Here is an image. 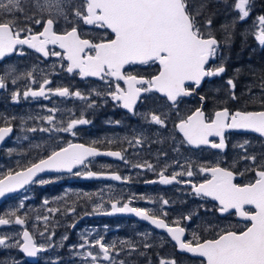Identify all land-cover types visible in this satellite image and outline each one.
<instances>
[{
  "label": "snow or ice",
  "instance_id": "obj_1",
  "mask_svg": "<svg viewBox=\"0 0 264 264\" xmlns=\"http://www.w3.org/2000/svg\"><path fill=\"white\" fill-rule=\"evenodd\" d=\"M22 3L23 0H0V61L13 54L24 55L23 46L45 58L56 57L62 62V68L66 64L64 70L68 74H78L82 79L96 77L108 84L103 93L93 90L95 95L110 97L133 115L136 114L135 109L141 98L151 93L160 94L166 100L169 110H178L183 98L193 95L206 78L220 76L226 71L223 63L225 58L220 53L221 42L212 30L213 17L207 15L201 18L207 9V0H201L198 6L193 4V0H36L39 16L25 15L24 19L20 20L19 15L24 13ZM225 4L236 13V18L230 24L221 26L227 34L224 40L227 44L231 38L230 30L234 29L236 23L245 22L251 16L254 0H232L231 5L225 0ZM44 13L48 14L47 17ZM5 16L10 18L5 19ZM61 19L67 25L63 30H59ZM36 26L42 30H35ZM88 26L100 34L86 38L88 34L81 29ZM253 28L251 34L258 44L264 47V14L256 17ZM218 58L221 63L216 64ZM136 65H156L158 70L149 75L126 71V66ZM9 74L6 72L0 75V89L7 88ZM20 78H13L11 83L15 85ZM23 78L37 85L35 88L29 86L23 91V97L26 99L75 97L91 100L88 108L96 106L91 93L85 96L81 91H71L66 86L53 88V81L47 75L39 83L31 71L24 74ZM121 81L126 87H121ZM227 85L230 89V99L236 100L234 79H228ZM260 87L261 91H264V84ZM20 95L19 90L14 91L12 99L18 100ZM200 99L203 102L205 97L201 96ZM46 111L49 114L40 119L49 127L31 128L29 131L67 133L75 137L78 126L90 123L83 113L80 118H73L75 114L72 110H68V120L57 123L56 115L61 110L51 107L46 108ZM144 116L147 122L167 128L169 114L162 109H153ZM173 128L181 137V146H209L223 151L227 147L225 134L229 130L258 134L264 139V110L231 111L225 106L212 113H206L201 106L182 117L177 115ZM12 132L11 122L0 125V142L5 141ZM172 139L175 144L176 137L173 136ZM143 142L142 136H136L129 144L140 146ZM249 144L250 141L245 140L234 146L243 151L229 167H222L220 162L214 166H197L191 161L181 164L179 160H175L172 165L165 164L160 168L158 181L148 182L188 185L194 196L212 198L218 202L219 213H234L245 222L242 227L228 225L214 229L211 238H205L192 231L189 239L186 235L188 225L184 222L191 221L193 214L182 215L170 221L166 210L170 201L163 198H160L159 209L130 206L132 200L145 199L144 197L132 196L126 202L109 200L111 212L105 214H135L155 228L165 230L177 251L191 254L199 259L200 264H264V153L259 156L249 154ZM176 151L178 152L179 148H176ZM99 155L118 158L134 169L156 171V165L151 162L133 164L126 159L122 151L109 150L101 153L95 146L67 142L65 146L56 145L45 156L38 157L29 165L9 170L0 176V197L30 184L52 183V180L39 175L46 172H66L85 178L107 177L115 181H130L131 177H122L115 172L92 171L90 158ZM161 156L167 159V153H161ZM239 164L245 165L243 170L237 166ZM173 166L179 171L166 174L169 167ZM75 169L83 171H74ZM197 173L210 178L195 184L191 178ZM249 174L251 179L247 182H235L237 176L244 177ZM185 176L189 179H182ZM148 202L157 201L149 199ZM48 203L45 199L44 204ZM23 207L22 200L17 210L0 216V227L12 224L26 225V217L22 218L17 214L19 208ZM103 207V201L94 204L93 212H99ZM60 211L59 208L48 209L50 215ZM66 212L75 214L76 208L68 206ZM36 219L44 221V232H48L49 216H37ZM70 227H75V224ZM44 232L39 235L43 236ZM54 235V232L49 235L46 247L44 243H38L33 233L24 227L22 233L0 234V247L16 248L27 257L34 258L53 246L51 240ZM89 236L90 233H83L80 242L72 245L75 254L83 258L82 264H126V261L116 259L124 250V245L128 246L129 251H139L140 247L147 250L152 247L146 242L147 234L141 246L132 241H120V248L116 242L107 243L103 236L92 239H89ZM67 239L66 234L61 237L62 241ZM140 255H145V252L140 251ZM159 264H178V261L175 257H159Z\"/></svg>",
  "mask_w": 264,
  "mask_h": 264
},
{
  "label": "flooded vegetation",
  "instance_id": "obj_2",
  "mask_svg": "<svg viewBox=\"0 0 264 264\" xmlns=\"http://www.w3.org/2000/svg\"><path fill=\"white\" fill-rule=\"evenodd\" d=\"M36 11L37 10L34 9L32 11V15L36 14ZM61 21L63 20L61 19ZM59 25H60L59 30H63L65 27H67V25L65 23L63 24L62 22H60ZM40 30L42 29L40 28ZM81 30L88 34L86 38H91L92 36H97L100 34L90 26L82 27ZM23 50H24V55H19L18 53L13 54L12 57L4 59L0 63V75L5 74L9 70V68H17L16 66H12V64H15L14 60H17L19 64L18 67H21V63L25 64V66H23V69L26 68V72L28 71L33 72L32 68L35 67L38 68L36 70L37 74L33 72L35 77L42 78L45 75H47L52 81L53 79L57 80V78L62 77V72L64 71V68H66V64L64 65V68H62L61 67L62 62L58 58L56 57L43 58L34 50L29 49L28 47L25 46H23ZM39 60L41 61V63H44L45 66H47L46 64L55 61L57 67L50 68L53 70H47V68H43L40 66L37 67L38 64H41ZM157 70H158V66L156 65L126 66V71L132 72L133 74L139 73L142 75H149V74H155ZM51 71H54L57 74L51 75L50 74ZM68 76L75 77L79 81L78 83L79 86L75 87V89L73 88V91L79 90L85 96H87V93L89 94L91 93L92 94L91 98L95 99L96 106L94 107V109L97 118H95L94 121H96L97 127L95 129H91V128L87 129V126H90V124L78 126V132L75 137L67 133L56 132L55 134H53L54 132H52L50 134L51 140L46 141L48 144L44 148H42V145H40L41 147L30 148L29 147L30 142L28 138L25 136V134L24 133L18 134L19 127L22 125L26 126V120H24V117L27 114V109L21 108L26 104L25 99L22 98V96H20L19 99L16 100L15 103H13L14 106L13 107L11 106V96H10L11 92L15 91V89H18L22 93L24 88L23 87L10 88V84H9L10 80L8 78L7 88L0 90V125H3L5 122H11L13 126V133L11 137L7 139L6 142L1 147L0 160H2L6 154L14 153L18 151L25 154L26 159H31V156L33 155L34 157L37 158L38 156L36 155H39V157H43L47 153H49L52 150V148L55 147L56 145L65 146L67 142L82 143L89 146H95L100 151H109V150L122 151V154L126 157V159L131 161L133 164L142 163L145 161L151 162L152 164L156 165V171H149L147 169H134L130 165H126L123 161L115 157L107 158L102 156H96L90 158L92 171L105 170L109 172H115L120 174L122 177H131L130 181L128 182L115 181L107 177H102L101 179L85 178L84 176H74L66 172H60L46 176H41L42 178L47 176H50L52 178L56 176H61L66 178L63 180L53 181L54 185L46 186L44 188L45 193L46 194L55 193V191L60 190L59 188L61 187L63 188L72 187L76 190L77 189L84 190L87 188L112 187L114 190V194L118 195V198H112L111 199L112 201L119 200L121 202H126L132 196L145 198V199L132 200L130 204L131 207L159 209L160 198L168 199L170 203L167 206L166 210L168 212V219L170 221L182 215H188L189 213H192L193 214L192 220L185 221L184 224L188 223L192 227H195V224L199 221L201 215L208 214L209 217L207 219L210 222L215 220L218 221L229 220L227 222H230V220L232 219L236 222L235 226L237 225L241 227L243 226L245 222L237 220L236 215L234 213L232 215H229L227 213L226 214L219 213L218 206L214 203V201L211 198L194 196L192 194L191 187L188 185L180 184V183H173L172 185H162L158 182L148 183L149 181H158V173L160 171V168H162L165 164L172 165L175 160H179L181 164L185 163V161H191L197 166L205 165V164L214 166L217 162H220L222 167H229L230 164L233 162V160H230L231 152L236 151L238 149L237 147H234L236 145L235 138L239 136L260 138L258 135H254V134L226 131L225 139H226L227 147L223 151L218 149H212L209 146L196 147V146H189L187 144H183L182 146L180 145L181 137L176 133V131L173 128V122L176 121L177 115L182 117L186 114H189L190 111H194L197 107H201V106H203V109L206 113H212L215 110L221 108V106L215 107L213 104L215 88L211 86L209 87L206 86V84H208V81L211 78L204 80L201 86L196 90V92L193 95L183 98L182 102L178 105V110H169V108L167 107L166 100L160 94L151 93L141 98V101L138 102L135 109L136 114L133 115L123 107L119 106L116 102L112 101L110 97H107L106 95H98V96L95 95V91H99L103 93L108 88V84L101 81L99 78L93 79L88 77L82 79L79 77L78 74H68ZM26 80L27 79L24 78L22 83L25 84ZM87 82L94 83L96 87L87 88L86 85ZM56 83H57L56 81H53L52 85ZM61 83L62 85L73 84L71 80L66 81V78ZM120 83H121V87H126V85H124L122 81ZM92 89L95 91H93ZM201 96L205 97V100L203 102L200 99ZM79 100L84 101L83 106L79 102L77 109V112L81 114L85 110L84 107L86 106L87 100H81V99ZM49 101H51V99ZM158 108L162 109L164 112H167L169 114L167 128L149 123L145 119L144 114L149 113L151 110ZM231 111H235V110H231ZM88 117L90 120L89 115ZM103 119L105 120L104 122ZM117 121H119L120 123L117 124L116 123ZM105 127L111 129L107 130L105 129ZM103 130L106 131V135H105L106 137L103 136ZM136 136H142L144 138L143 144L140 146H130L129 141L133 140V138ZM173 136L176 137L175 144L172 139ZM260 141L264 142V139L260 138ZM217 142H218V138H217ZM251 147H254L255 150H261L258 146H251ZM176 148H179L178 152L176 151ZM26 149H32V150H26ZM125 149L127 151H123ZM161 153H167L166 160L161 156ZM37 158H32V160H28V161H26V159H23L21 161L22 163L20 164L24 166L21 167H25L29 165L32 161L36 160ZM23 162H26V164H23ZM237 166L241 170L242 165L239 164ZM17 169L18 168L15 167L12 168V170H17ZM76 170L83 171V169H75L74 171ZM173 171H179V169L175 168L174 166L169 167L168 172L166 174H171ZM246 176L247 175H245V178L237 176L235 182L236 183L247 182ZM208 178L210 177H208L207 175H201L197 173L191 179L193 183L199 184L203 182L204 179H208ZM182 179L187 180L189 178L185 176L182 177ZM33 186H35V184L26 187L22 192L29 190V188ZM120 190L126 191L127 194ZM149 199L155 200L157 202L150 203L148 202ZM4 202L0 204V206H2ZM1 208L2 207H0V209ZM108 211L111 212L110 203L104 212H108ZM121 214L122 213H114L112 214V216H103L102 218H105V220L109 222L125 220L128 221L130 225L148 226L151 230L154 231V236L156 235V237H159L161 240L166 239L169 241V237L165 232H158L154 229V227H152L147 223L141 222L136 218L123 217ZM69 221L70 220H68V222ZM80 221L82 220L76 221L75 225H78V222ZM27 222L28 220H26V224ZM82 222L86 223L88 221L84 220ZM89 222L95 225L97 223L98 224L100 223L99 220L98 221L90 220ZM7 227L8 226H6V228ZM20 227L23 230L24 227H26V225ZM213 230L214 229H210L206 231L205 229L198 228L196 229V232H198L205 238H208L209 236L213 235ZM188 233H189V228H188V232L186 233V235L189 237ZM35 240L38 241L37 239ZM0 252H5V251L0 250ZM54 253L56 255H59V257L61 256L64 257L65 255V251L64 252L58 251ZM7 255L9 257H7ZM43 255H44L43 253L39 254L37 261L38 263L36 264H45V261H49L47 262L48 264L54 262L55 258L54 257L51 258L50 253H48V256L47 255L45 256L46 258H43ZM19 258H20V254L16 252V249H11L8 253H5L4 255L0 253V262H2V264H7V262L8 264H13L14 261L15 264H22L19 262ZM193 259L199 260L198 258H193Z\"/></svg>",
  "mask_w": 264,
  "mask_h": 264
},
{
  "label": "rangeland",
  "instance_id": "obj_3",
  "mask_svg": "<svg viewBox=\"0 0 264 264\" xmlns=\"http://www.w3.org/2000/svg\"><path fill=\"white\" fill-rule=\"evenodd\" d=\"M23 2L29 3L31 10L36 9L39 12V9L36 7V0H23ZM26 5L24 4L21 5L24 8V13H26L27 8ZM30 10V11H31ZM45 14V13H44ZM64 24V21H60ZM60 26V25H59ZM41 63V61L39 60ZM15 64H12V66H16L17 68H9L7 73H10L8 78L10 80V88L14 87H23V91L27 89V87L31 86L35 88L37 85L36 84H31L30 81L26 80L25 84L23 82V76L26 74V68L23 69V66H25L24 63H21V67H18V61L14 60ZM45 66L44 63L38 64L37 67H43L47 68V70H53L50 68H56V62L53 61L49 64H46ZM55 66V67H53ZM38 68H32L33 72H36ZM29 72V71H28ZM32 72V71H31ZM47 74V73H46ZM51 75L57 74L54 71H51ZM73 76V75H72ZM72 76H68V74L65 72V70L62 72V77L57 78V80L53 79V81H56L57 83L52 85L53 88L55 87H69L71 91H73V88L79 86V81ZM15 77H21L20 79H17V82L15 85L11 83V80ZM43 78V77H42ZM41 77H35L37 83H39L42 80ZM49 78V77H48ZM66 78V81L71 80L73 84L69 85H62L61 82H63ZM50 79V78H49ZM61 81V82H60ZM24 84V85H23ZM87 88H94L96 85L94 83L87 82ZM77 89V88H76ZM18 89H15L17 91ZM93 90V89H92ZM14 91L11 92V104L15 103V101L12 99V94ZM23 93V92H22ZM21 93L20 96L23 97V94ZM87 96H89V93H87ZM25 99V105L22 106L21 108L27 109V114L24 117V120H26V126L22 125L19 127L18 134L24 133L25 136L29 140V147L30 148H35V147H41L44 148L48 143L46 141H50V134L51 133H46V132H41V131H36V132H31L29 129L31 128H42V127H49L46 122H43L40 117L46 116L49 113L46 111V108H51V107H57L61 111L57 113L56 115V120L57 123L61 120H68L69 119V113L68 110H72V112L75 114L73 118H80V115L77 112L79 102L83 106L84 101H80L79 98L75 97H67V98H60L53 96L51 98V101L46 100L44 98H36L33 99L31 97L29 98H24ZM71 99V100H70ZM91 100H87L86 106L84 107L85 110L82 112L84 115V118L89 120L88 115L90 116V126H87L88 128L95 129L97 127L96 121H94L96 117L95 115V109L93 108H88L87 105L90 103ZM75 103V106H74ZM12 106V105H11ZM13 107V106H12ZM88 117V118H87ZM105 120L103 119V122ZM104 129V128H103ZM105 129L109 130L111 128L105 127ZM54 132L53 134H55ZM52 134V135H53ZM106 135V131L103 130V136ZM103 137V138H104ZM246 137V138H245ZM242 137L239 136L235 138V143L240 144L245 140L250 141L249 146H258L260 149L264 147V142L260 141L259 139H255L253 137ZM26 150H32V149H26ZM261 150H258L257 154H260ZM262 152V151H261ZM242 153V149L238 148L236 151L231 152V158L230 160H236L238 156ZM264 153V151L262 152ZM255 154V152H254ZM32 155V154H30ZM6 156V158H5ZM4 156L2 160H0V176H2L4 173H6L9 170H12L13 167L15 168H20L22 163L21 161L23 159H26V155L21 153L20 151L14 152V153H8ZM39 157V155H36ZM32 158H37L31 156V159H26L32 160ZM7 159V160H6ZM30 162V161H29ZM233 163V162H232ZM232 163L230 165H232ZM23 164H26V162H23ZM243 170L244 164H241ZM245 178V176H244ZM44 179H49L52 181L55 180H63L66 179L65 177L61 176H56L54 178L47 176L44 177ZM247 181V178H246ZM54 185V182L40 185V184H35V186L30 187L29 190L23 192L20 195L10 197L8 200L4 202V204L0 207V216H4L6 213L10 211H15L18 209V206L20 202L23 200L24 201V207L19 208L17 214L20 215L22 218L26 217V220H28L26 227L28 230L33 233L34 238L37 239L38 243H44L47 247L48 244V237L49 235L54 232L55 235L52 237L51 244L53 245L52 247H48V251L44 252L43 258H46L45 256H48V253L51 254V258L54 257V262L56 264H82L83 258L81 256H78L75 254V251L72 248V245L78 244L81 240L82 234L85 232L90 233L89 239H92L93 237L99 238L100 236L104 237V240L107 243H113L116 242L117 247L120 248V241H132L134 244L137 246H141L143 242H145V234H147V239L146 242L150 243L151 245H156V244H163L168 246L170 249L173 248L172 244L168 240H161L159 237L154 236V231L151 230L148 226H137V225H130L128 221L122 220V221H106L105 218L102 217H95V218H90V219H85V221H88L86 223L80 221L78 222V225H75V227H70V225H73L76 223V221H79L81 216L84 215V213L87 214H94V213H102L104 212L107 207L109 206L108 201L111 200L112 198H118V195L114 194V190L112 187H103V188H87L84 190L80 189H74L72 187H61L59 188L60 190L55 191V193H48L46 194L44 191V188L46 186H52ZM42 187V188H40ZM122 192L126 191L120 190ZM88 194V195H85ZM89 196L91 198H89ZM47 199L49 203L47 205L44 204V200ZM103 201L104 207L101 209L99 212H93V207L94 204H99ZM215 203V202H214ZM217 206L218 204L215 203ZM68 206H74L76 208V213H68L66 212V208ZM49 208H59L61 209L60 212L55 213L54 215H50L48 212ZM78 211V212H77ZM83 214V215H81ZM80 215V216H79ZM40 216H49V221L47 224L48 227V232H44L45 229V223L44 221L37 220L36 217ZM209 215L204 214L201 215V218L199 221L195 224V227H192L190 224L187 223L188 228H189V239H191V232L196 231L198 228H202L207 230L210 229H215L218 230L220 228L227 227L228 225H236V222L234 220H230V222L227 221H208ZM79 218V219H78ZM203 219V220H201ZM68 220H70L68 222ZM100 221L98 224H91L89 221ZM40 232H44V235L41 236L39 235ZM153 232V233H152ZM10 234V235H15L17 233H21V227L19 225H9L7 228L2 227L0 229V234ZM152 233V234H151ZM206 233V232H205ZM203 233V234H205ZM67 235L68 239L66 241H62L61 237L63 235ZM149 236V237H148ZM154 236V237H153ZM212 236H209L208 238H211ZM62 245V246H61ZM11 249H16V248H2L0 247L1 251H6L7 253ZM123 251L120 252L119 256L116 257L117 260H124V257L126 255H129L130 257H133L137 254H140V251H142V247H140L139 251H129V248L127 245L123 246ZM175 249V248H174ZM64 252L65 255L64 257H59V255H56L54 252ZM167 251V250H166ZM16 252L20 254L19 262L22 264H25V259L20 253L19 249H16ZM176 252V250H175ZM186 255V254H183ZM159 257H167V258H172L175 257L172 252L169 250L164 254L158 255L157 262L159 263ZM49 258V257H47ZM177 259V258H176ZM125 261V260H124ZM178 264H200V261H192L190 257H184V258H178L177 259ZM45 261V264H48ZM134 262L131 261H126V264H133ZM107 264V262H105Z\"/></svg>",
  "mask_w": 264,
  "mask_h": 264
},
{
  "label": "trees",
  "instance_id": "obj_4",
  "mask_svg": "<svg viewBox=\"0 0 264 264\" xmlns=\"http://www.w3.org/2000/svg\"><path fill=\"white\" fill-rule=\"evenodd\" d=\"M201 0H193V4L198 6ZM26 5V13L19 15L18 19L23 20L25 15L31 16L32 11L29 3L23 2L22 5ZM227 4L231 5L232 0H227ZM31 10V11H30ZM39 12L36 11V15L39 16ZM264 14V0H254V8L251 16L242 23H236L234 29H231L230 42L225 44V31L221 26L230 24L235 18L236 13L234 10L226 6L225 0H207V9L204 12V16L212 15L213 17V31L216 38L221 42L220 53L225 58L223 63L226 68L225 73L217 77H212L206 86L215 88L213 104L214 106H226L231 110L246 109L261 110L264 109V91H261V84H264V47L260 46L254 39L251 32L254 31L253 25L256 17ZM47 13L44 14L47 17ZM5 19L10 17L5 16ZM37 28V29H36ZM35 29L40 30L39 26ZM216 64L221 63L219 58L215 61ZM239 69V72L237 70ZM228 79H234L236 83L235 94L236 100L230 99V89L227 85ZM251 90V91H250ZM14 106V104H11ZM255 138V137H253ZM259 139L260 138H255ZM249 154L261 155L264 151V147L261 148L260 154L254 147L249 146L247 148ZM247 181L251 179V175L246 176ZM169 248L163 244L152 245L151 248L142 251L145 255L137 254L133 257L126 255L124 260L134 262L133 264H159L157 258L159 254H164L169 250L175 256V258H184L186 256L175 252L174 246ZM167 250V251H166ZM3 255L5 252H0ZM8 257V256H7ZM188 257V256H187ZM192 261H199L191 258ZM8 264V262H7Z\"/></svg>",
  "mask_w": 264,
  "mask_h": 264
},
{
  "label": "water",
  "instance_id": "obj_5",
  "mask_svg": "<svg viewBox=\"0 0 264 264\" xmlns=\"http://www.w3.org/2000/svg\"><path fill=\"white\" fill-rule=\"evenodd\" d=\"M40 56H42L41 54H39ZM10 56H12V55H10ZM10 56H8V57H10ZM43 57V56H42ZM43 58H45V57H43ZM4 60V59H3ZM1 62V61H0ZM90 78H93V79H97L96 77H90ZM1 90V89H0ZM261 110H264V109H261ZM255 111H260V110H255ZM229 131H232V130H229ZM235 132H238V133H244V132H239V131H235ZM13 133V132H12ZM12 133L5 139V141L12 135ZM249 134H254V133H249ZM254 135H258V134H254ZM5 141H3V142H0V147L4 144V142ZM101 153H103V152H106V151H100ZM99 156H102V157H107V158H114V157H109V156H106V155H99ZM54 173H56V172H46V173H41V174H39L40 176H43V175H49V174H54ZM102 178V177H101ZM100 178V179H101ZM28 186V185H27ZM26 187V186H25ZM24 189V188H23ZM23 189H20V190H18V191H16V192H13V193H8V194H6L4 197H0V204L3 202V201H5L6 199H8L9 197H11V196H14V195H16V194H18L20 191H22ZM212 199V198H211ZM214 201V200H213ZM215 203H217L218 204V202H216V201H214ZM103 215H106V216H112V214L111 215H109V214H105V213H103V214H101V213H95V214H84L83 216H81V218L79 219V220H83V219H90V218H95V217H101V216H103ZM123 217H131V218H136L137 220H139V221H141V222H144V223H147V224H149V225H151L148 221H144V220H142V219H140V218H138V217H136L135 216V214H132V213H122L121 214ZM236 218H237V220H240V221H243V220H241L239 217H237L236 216ZM152 227H154L153 225H151ZM1 228V227H0ZM154 229L155 230H157V231H159V232H165V230H162V229H157V228H155L154 227ZM166 233V232H165ZM22 252V251H21ZM179 252V251H178ZM23 253V252H22ZM181 253V252H180ZM184 254H187V253H184ZM23 255H24V257H25V260L27 261V262H29V263H35L36 261H37V257H27L26 256V254H24L23 253ZM187 255H189V256H191V254H187ZM191 257H193V256H191Z\"/></svg>",
  "mask_w": 264,
  "mask_h": 264
},
{
  "label": "bare ground",
  "instance_id": "obj_6",
  "mask_svg": "<svg viewBox=\"0 0 264 264\" xmlns=\"http://www.w3.org/2000/svg\"><path fill=\"white\" fill-rule=\"evenodd\" d=\"M10 137H11V136H10ZM10 137H9V138H10ZM9 138H8V139H9ZM5 142H6V141H5ZM5 142H4V143H5ZM1 147H2V146H1ZM1 147H0V150H1ZM3 202H4V201H3ZM3 202H2V203H3ZM2 203H1V204H2ZM7 256H8V255H7ZM128 256H129V255H128ZM8 257H9V256H8ZM125 261H128V260H125ZM130 261H131V259H130Z\"/></svg>",
  "mask_w": 264,
  "mask_h": 264
}]
</instances>
